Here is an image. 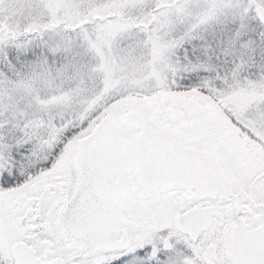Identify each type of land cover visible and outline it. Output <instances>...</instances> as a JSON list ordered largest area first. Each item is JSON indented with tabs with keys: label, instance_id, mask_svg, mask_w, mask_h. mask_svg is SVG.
Masks as SVG:
<instances>
[{
	"label": "snow or ice",
	"instance_id": "obj_1",
	"mask_svg": "<svg viewBox=\"0 0 264 264\" xmlns=\"http://www.w3.org/2000/svg\"><path fill=\"white\" fill-rule=\"evenodd\" d=\"M0 264H264V0H0Z\"/></svg>",
	"mask_w": 264,
	"mask_h": 264
}]
</instances>
